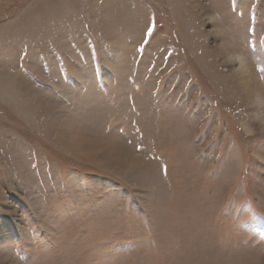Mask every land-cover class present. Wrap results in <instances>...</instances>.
<instances>
[{
	"label": "rangeland",
	"instance_id": "obj_1",
	"mask_svg": "<svg viewBox=\"0 0 264 264\" xmlns=\"http://www.w3.org/2000/svg\"><path fill=\"white\" fill-rule=\"evenodd\" d=\"M258 93L264 0H0V260L264 264Z\"/></svg>",
	"mask_w": 264,
	"mask_h": 264
},
{
	"label": "clouds",
	"instance_id": "obj_2",
	"mask_svg": "<svg viewBox=\"0 0 264 264\" xmlns=\"http://www.w3.org/2000/svg\"><path fill=\"white\" fill-rule=\"evenodd\" d=\"M262 97H264V94H256V96H255V99L257 100V101H259ZM247 135H251L252 133L251 132H247L246 133ZM0 264H3V261L2 260H0Z\"/></svg>",
	"mask_w": 264,
	"mask_h": 264
}]
</instances>
